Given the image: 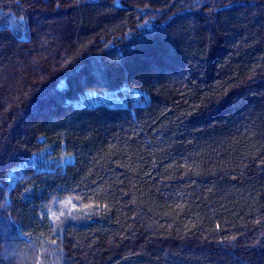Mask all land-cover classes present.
<instances>
[{
	"label": "trees",
	"instance_id": "1",
	"mask_svg": "<svg viewBox=\"0 0 264 264\" xmlns=\"http://www.w3.org/2000/svg\"><path fill=\"white\" fill-rule=\"evenodd\" d=\"M0 264H264V0H0Z\"/></svg>",
	"mask_w": 264,
	"mask_h": 264
},
{
	"label": "snow or ice",
	"instance_id": "2",
	"mask_svg": "<svg viewBox=\"0 0 264 264\" xmlns=\"http://www.w3.org/2000/svg\"><path fill=\"white\" fill-rule=\"evenodd\" d=\"M69 204H71V199H69V200H67V201L65 202V205H69ZM73 207H74V205H73ZM69 214H70V213H69ZM63 215H64V212L61 211V212H60V216H63ZM52 216H53V220H54V221H58L59 218H60V216H57L56 213H53Z\"/></svg>",
	"mask_w": 264,
	"mask_h": 264
},
{
	"label": "rangeland",
	"instance_id": "3",
	"mask_svg": "<svg viewBox=\"0 0 264 264\" xmlns=\"http://www.w3.org/2000/svg\"><path fill=\"white\" fill-rule=\"evenodd\" d=\"M16 25H14V27H15Z\"/></svg>",
	"mask_w": 264,
	"mask_h": 264
}]
</instances>
